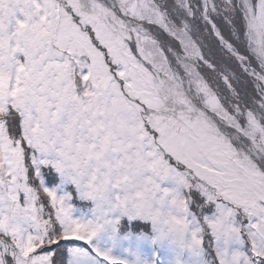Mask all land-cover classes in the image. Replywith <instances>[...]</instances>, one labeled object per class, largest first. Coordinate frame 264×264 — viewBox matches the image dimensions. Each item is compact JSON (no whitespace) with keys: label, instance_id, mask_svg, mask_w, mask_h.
Masks as SVG:
<instances>
[{"label":"snow or ice","instance_id":"1","mask_svg":"<svg viewBox=\"0 0 264 264\" xmlns=\"http://www.w3.org/2000/svg\"><path fill=\"white\" fill-rule=\"evenodd\" d=\"M0 264H264V0H0Z\"/></svg>","mask_w":264,"mask_h":264}]
</instances>
